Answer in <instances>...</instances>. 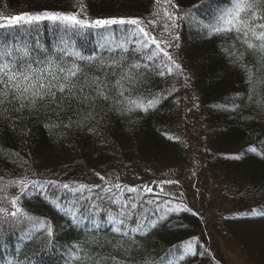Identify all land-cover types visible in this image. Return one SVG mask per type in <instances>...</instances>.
I'll return each instance as SVG.
<instances>
[{
	"label": "trees",
	"instance_id": "16d2710c",
	"mask_svg": "<svg viewBox=\"0 0 264 264\" xmlns=\"http://www.w3.org/2000/svg\"><path fill=\"white\" fill-rule=\"evenodd\" d=\"M229 6L230 0H0V19L46 12L79 14L88 23L138 21L66 30L43 20L0 30V44L15 56L27 45L34 61L79 66L82 82L114 84L117 77L101 74L113 71L104 66L138 64L132 98L155 102L147 111L126 110L118 96L64 110L5 106L0 264H221L200 240L201 213L139 186L193 162L228 208L216 215L217 236L264 264V81L253 91L264 68L233 34H211ZM237 50L244 51L241 62L232 55ZM85 94L95 99L94 91ZM113 174L116 181L106 178ZM12 200L23 215L12 216Z\"/></svg>",
	"mask_w": 264,
	"mask_h": 264
},
{
	"label": "snow or ice",
	"instance_id": "6c2138e0",
	"mask_svg": "<svg viewBox=\"0 0 264 264\" xmlns=\"http://www.w3.org/2000/svg\"><path fill=\"white\" fill-rule=\"evenodd\" d=\"M78 15L43 14L34 17L20 16L0 19V30L5 28L19 30L25 25L39 24L43 20L53 24L59 23L66 30L76 28L102 29L117 24L135 25L139 23L135 20H97L88 23L78 19ZM213 28L212 35L233 34L235 40L255 55L257 63L261 68H264V0H230V6L218 14ZM140 32L145 39H150L152 44H155L157 48L160 47L156 39L150 38L143 28L140 29ZM26 48L27 45L24 47L17 46L15 52L20 53V55L15 56L12 48L6 44H0V114L7 110L6 105L11 106V110L16 112L25 109L34 110L39 104L64 110L65 107L74 108L75 103L94 104L96 100L112 101L114 96L124 98L118 103L126 106L128 111H147L155 106V102L145 106L139 97L132 98V91L136 88V73L132 72L131 69L134 68L138 73L141 68L138 64H132L128 68L120 66L119 63L104 66L112 68L113 71L110 73L102 71L101 74L105 77H117L114 84L106 83L99 77L82 82L80 79L82 69L79 66H69L53 59L46 62L34 61ZM233 48L235 49V44ZM237 51H240L239 55L236 54V51H233L232 55L238 62H241L244 51ZM75 58L81 59L78 55ZM241 66L244 67L243 64ZM118 67L120 68L119 72L115 71ZM245 70L248 72L249 83H253L254 73L252 69L247 68ZM169 74H171V70H169ZM261 81H264V77H261L253 85V91L257 90ZM86 89L95 92V99L91 95L85 94ZM110 91L112 95L108 94ZM250 151L255 152V149ZM232 159H240V157H232ZM131 191L136 190L132 189ZM11 203L16 209L12 216L23 215L22 210L16 207L17 201L12 200ZM48 235L51 236V232ZM186 251L191 254L190 248ZM74 259L79 260L81 257L77 256ZM84 259L87 260V257Z\"/></svg>",
	"mask_w": 264,
	"mask_h": 264
},
{
	"label": "rangeland",
	"instance_id": "374dc122",
	"mask_svg": "<svg viewBox=\"0 0 264 264\" xmlns=\"http://www.w3.org/2000/svg\"><path fill=\"white\" fill-rule=\"evenodd\" d=\"M47 14L22 13L20 16H40ZM14 18V17H8ZM7 18V19H8ZM195 162L188 164L183 170H168L154 174L150 179L142 181L139 185L142 190L166 193L176 200L183 202L194 213H201L204 227L200 231V240L221 264H253L241 255L237 249L227 246L216 234L214 221L216 215L224 212L226 206L220 201L218 195L213 193L210 183L205 177L197 174ZM116 181L115 174L106 177Z\"/></svg>",
	"mask_w": 264,
	"mask_h": 264
}]
</instances>
